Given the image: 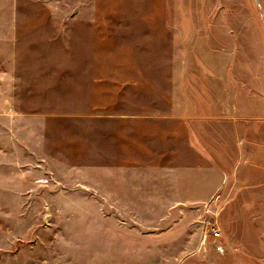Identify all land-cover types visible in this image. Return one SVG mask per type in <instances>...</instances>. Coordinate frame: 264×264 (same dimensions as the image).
<instances>
[{"label": "rangeland", "instance_id": "obj_1", "mask_svg": "<svg viewBox=\"0 0 264 264\" xmlns=\"http://www.w3.org/2000/svg\"><path fill=\"white\" fill-rule=\"evenodd\" d=\"M9 37L0 264H264V0H0ZM171 92L196 142L125 139Z\"/></svg>", "mask_w": 264, "mask_h": 264}, {"label": "crops", "instance_id": "obj_2", "mask_svg": "<svg viewBox=\"0 0 264 264\" xmlns=\"http://www.w3.org/2000/svg\"><path fill=\"white\" fill-rule=\"evenodd\" d=\"M0 52H2L4 54L5 60H7L8 66H10V65L13 66V63H12L13 62V40L11 37L6 39L5 45L0 46ZM0 57H1V54H0ZM4 74H5V76L7 75V79L10 78V73L7 74L6 71L5 72L2 71L1 75H0V81H4V77H5ZM178 87H179V92H180L181 85H178ZM167 96L171 100V108H170L171 117H173L174 119H179L180 117H182V118H184V122L179 126L175 125V124L165 125V126H161V125L157 126V125L148 124L147 128L143 124L141 126V127H143L141 132H139L137 129H135L131 132H127L125 139L131 141L133 144L146 143L147 141L153 142L155 144L159 140L161 141V140H164L165 137H168L169 138L168 140H171L175 143L177 140H180L181 135H182V133H180V130L182 129L184 132V135H185L184 137L187 140L185 143V145L187 147L191 146V142H196V140H197L196 132H198L199 130L196 127L192 126V124L190 122L186 121V120L190 119L191 116H186V115L183 116V115H178L176 113V110H177L176 99L178 100V97L176 96L175 92H171L170 94H167ZM131 116L137 117L138 115H131ZM144 117H147V116H144ZM204 131L207 132V126L205 127ZM208 131H209V135L211 136V128L210 127L208 128ZM147 145L150 148L154 149V147L150 146L148 143H147ZM152 149H150L148 151V153L150 151H152ZM127 161L138 163V162H144V161H150V160L133 158V159H129ZM155 161L156 160L154 159L152 162H155ZM110 179H111L110 182L113 184L114 188L116 189L118 187V185H116L115 182L121 181L123 179V177L115 175L114 177H110ZM109 188H111V187H109ZM155 188H159V186L155 187ZM112 191H114V190H112ZM157 191L158 190H156V192Z\"/></svg>", "mask_w": 264, "mask_h": 264}, {"label": "built area", "instance_id": "obj_3", "mask_svg": "<svg viewBox=\"0 0 264 264\" xmlns=\"http://www.w3.org/2000/svg\"><path fill=\"white\" fill-rule=\"evenodd\" d=\"M218 235H219V231L217 230V231L214 232L213 237L216 238Z\"/></svg>", "mask_w": 264, "mask_h": 264}]
</instances>
